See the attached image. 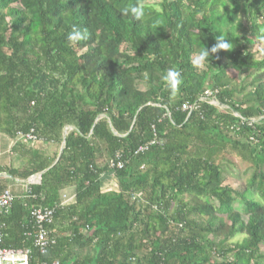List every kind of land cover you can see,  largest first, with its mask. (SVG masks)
Masks as SVG:
<instances>
[{"label": "trees", "instance_id": "obj_1", "mask_svg": "<svg viewBox=\"0 0 264 264\" xmlns=\"http://www.w3.org/2000/svg\"><path fill=\"white\" fill-rule=\"evenodd\" d=\"M143 1L0 0V133L34 129L59 150L65 139L54 166L59 151L17 144L26 165L0 169L25 181L46 171L34 198L0 215L3 246L29 250V264H264V0ZM73 27L90 39L71 44ZM218 36L232 48L211 53ZM234 161L251 171L243 191L228 183ZM69 188L42 255L30 212Z\"/></svg>", "mask_w": 264, "mask_h": 264}, {"label": "built area", "instance_id": "obj_2", "mask_svg": "<svg viewBox=\"0 0 264 264\" xmlns=\"http://www.w3.org/2000/svg\"><path fill=\"white\" fill-rule=\"evenodd\" d=\"M218 91L207 90L205 91L204 98L202 100L209 101L210 104H216L215 95ZM199 106L197 104H189L185 103L181 106V110L183 112H188L191 114L194 111H198ZM244 122V121H243ZM242 122V123H243ZM15 141L17 143L26 144L29 147L36 148L37 146H43L52 144L50 141H46L45 139L39 137L34 129H31L27 133L18 132L15 137ZM154 142H150L149 144H145L141 146L135 154L143 153L148 151L150 145ZM124 167V161L121 154H117L115 159L110 163L111 169L121 170ZM40 180L38 178L31 179L29 178L26 181V184L23 187V191L21 195L15 194L12 189L5 188L0 191V215L3 213H7L11 207V205L15 201H21L24 199L34 198L35 196L32 194V185L40 184ZM74 197L68 196L67 194H62L61 202L56 206V208H34L30 212V219L36 228V233L34 235V247L39 251L40 254H45L47 249L50 246H53L57 243V240L52 236L53 232L49 229L50 226L54 223V218L56 215V211L58 208H62L65 206H69L72 204ZM5 226L0 223V264H29L30 261V251L29 250H13L8 249L3 246L4 238H5ZM58 264V263H54Z\"/></svg>", "mask_w": 264, "mask_h": 264}, {"label": "crops", "instance_id": "obj_3", "mask_svg": "<svg viewBox=\"0 0 264 264\" xmlns=\"http://www.w3.org/2000/svg\"><path fill=\"white\" fill-rule=\"evenodd\" d=\"M17 144L19 145L22 143H17L14 139L12 140L10 137L0 133V169H22L26 165L28 159L24 156L23 150L16 147ZM53 145V143H50L48 145L37 146L34 150L39 151L45 146ZM25 184L26 181L21 178H14L7 172H0V191L1 189L10 188L15 194L21 195ZM73 191V188H69L66 189L63 194L65 193L68 196H73Z\"/></svg>", "mask_w": 264, "mask_h": 264}, {"label": "clouds", "instance_id": "obj_4", "mask_svg": "<svg viewBox=\"0 0 264 264\" xmlns=\"http://www.w3.org/2000/svg\"><path fill=\"white\" fill-rule=\"evenodd\" d=\"M132 14L136 19H140L144 15V10L141 7H132ZM90 39V33L87 28L78 29L73 27V30L68 35V40L71 44H80L81 42L88 41ZM232 48L230 41L225 39L223 36H218L216 38L215 45L211 48V53H216L217 51L223 50L227 51ZM200 59L202 61L206 60L210 55L208 49H204L200 52ZM163 80L168 84L169 88L173 93H175L180 85L182 84L181 73L175 68H169L166 71V74L163 76Z\"/></svg>", "mask_w": 264, "mask_h": 264}, {"label": "rangeland", "instance_id": "obj_5", "mask_svg": "<svg viewBox=\"0 0 264 264\" xmlns=\"http://www.w3.org/2000/svg\"><path fill=\"white\" fill-rule=\"evenodd\" d=\"M143 3H150V2H149V0H144ZM256 49H260V48L255 46L254 50H256ZM258 57L259 58L261 57V52H259ZM224 78L229 79L231 82L239 81L242 83L245 80V75H242V76L238 75L237 71L232 70V69H228ZM249 91H250V88H248L245 93H248ZM42 150L49 156L53 155L54 153H56L58 151L60 152L59 147L56 145L45 146ZM234 163H235L234 166L229 168L230 169L229 170L230 175L228 177V183H230L232 185V187H234L235 189H237L239 191H243L246 187L247 180L250 178L251 171L249 170V168L246 164H244L240 161H234ZM208 203H210V202H208ZM196 204H200L202 206H205L207 204V201L204 198H199L197 200ZM240 204L241 203L239 201H237L235 203V207L239 211L241 210ZM239 239H241V237L237 238L236 240H239ZM263 250H264V248H263Z\"/></svg>", "mask_w": 264, "mask_h": 264}, {"label": "water", "instance_id": "obj_6", "mask_svg": "<svg viewBox=\"0 0 264 264\" xmlns=\"http://www.w3.org/2000/svg\"><path fill=\"white\" fill-rule=\"evenodd\" d=\"M100 118H101V117H98L97 120H99ZM132 126H133V125H132ZM69 130H71V128H67V129L65 130V134H66ZM64 144H65V139L63 140V146H64ZM63 146H62V148L60 149L59 157L57 158V160L55 161V163L53 164V166L56 165V163L59 161L60 156H61V154H62V152H63V149H64ZM45 172H46V171H44V172H42V173H40V174H37V175H33V176L31 177V179L38 178V179L41 181V176H42V174H44Z\"/></svg>", "mask_w": 264, "mask_h": 264}]
</instances>
